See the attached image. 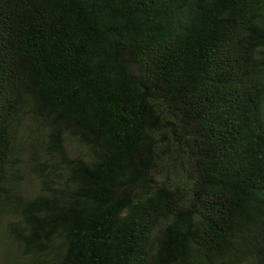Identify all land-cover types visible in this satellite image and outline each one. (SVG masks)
Instances as JSON below:
<instances>
[{
    "label": "trees",
    "instance_id": "obj_1",
    "mask_svg": "<svg viewBox=\"0 0 264 264\" xmlns=\"http://www.w3.org/2000/svg\"><path fill=\"white\" fill-rule=\"evenodd\" d=\"M4 223V264H264V0H0Z\"/></svg>",
    "mask_w": 264,
    "mask_h": 264
},
{
    "label": "rangeland",
    "instance_id": "obj_2",
    "mask_svg": "<svg viewBox=\"0 0 264 264\" xmlns=\"http://www.w3.org/2000/svg\"><path fill=\"white\" fill-rule=\"evenodd\" d=\"M35 183L36 182L31 179L29 184L26 186L29 193L35 192L36 190ZM4 229H5V223L4 225L0 224V264H4L5 253L6 255L9 254L8 250L13 248L12 243L4 233Z\"/></svg>",
    "mask_w": 264,
    "mask_h": 264
}]
</instances>
